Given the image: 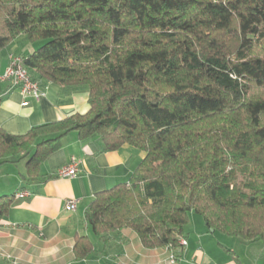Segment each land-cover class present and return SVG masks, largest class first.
Here are the masks:
<instances>
[{"label": "trees", "instance_id": "trees-1", "mask_svg": "<svg viewBox=\"0 0 264 264\" xmlns=\"http://www.w3.org/2000/svg\"><path fill=\"white\" fill-rule=\"evenodd\" d=\"M21 35L40 44L20 58L31 80L86 89L89 109L24 136L0 129L1 164L26 159L33 184L71 132L105 152L129 145L144 159L89 204L93 237L129 229L180 255L195 214L264 249V0H0V52ZM73 253L89 257L90 238Z\"/></svg>", "mask_w": 264, "mask_h": 264}, {"label": "crops", "instance_id": "crops-1", "mask_svg": "<svg viewBox=\"0 0 264 264\" xmlns=\"http://www.w3.org/2000/svg\"><path fill=\"white\" fill-rule=\"evenodd\" d=\"M36 46L21 35L0 52V129L13 136H24L34 127L83 115L89 109V93L83 88L64 93L56 84L41 82L40 97L35 100L23 98L1 80L9 55L21 58L33 53ZM144 156L129 145L105 152L98 139L82 143L71 132L62 139L61 148L42 162L37 183L23 180L26 159L15 164L0 162V197H13L0 221V264H264L261 256H238L234 248L248 244L226 240L224 246L217 233L195 217L180 255L168 248L145 249L129 229L93 237L86 222L89 204L96 194L128 183ZM72 159L79 163L76 176L58 178L56 173ZM23 192L28 196L15 197ZM73 200L77 201L75 211H66V203ZM78 236L89 237L93 250L79 260L73 253ZM245 248L249 251L251 247ZM258 250L260 255L264 253L262 247Z\"/></svg>", "mask_w": 264, "mask_h": 264}, {"label": "built area", "instance_id": "built-area-1", "mask_svg": "<svg viewBox=\"0 0 264 264\" xmlns=\"http://www.w3.org/2000/svg\"><path fill=\"white\" fill-rule=\"evenodd\" d=\"M9 64L4 70L1 80L7 83L11 88L17 89L23 98H33L37 100L40 97L39 84L31 80L29 74L24 69L21 63L20 57L9 55ZM79 163L75 160H71L70 163L62 167L57 173L58 178H73L78 173ZM27 193L16 194L15 197L22 199L27 197ZM77 201H69L65 205V210L68 212H74L76 209ZM183 246L186 245L185 241H182Z\"/></svg>", "mask_w": 264, "mask_h": 264}, {"label": "rangeland", "instance_id": "rangeland-1", "mask_svg": "<svg viewBox=\"0 0 264 264\" xmlns=\"http://www.w3.org/2000/svg\"><path fill=\"white\" fill-rule=\"evenodd\" d=\"M38 47L40 46V44H36ZM193 217H195V219H198L199 221H200V223H203L202 222V220H201V218L199 217V216H197V215H195V214H191L190 215V222H189V224H188V226H187V228H186V233H189L190 234V229H191V227H192V224H193V221H192V219H193ZM197 220V221H198ZM217 236L216 237H218V239L220 240V241H223V242H221L224 246H227V244L228 243H226V240H228V241H234V240H236L237 241V243H242L241 242V240L240 239H235V238H227V237H224V236H222V235H220V234H216ZM191 239H193V237L191 238ZM244 245H246V244H244ZM245 247H251L250 248V250L248 251V250H246V248ZM259 248H261V245L259 244V243H257V244H250V245H247V246H244V247H240V246H236L235 248H234V251H235V253L236 254H238V256H240V257H242V256H244V254H247L248 253V256L249 257H258V256H261V257H264V253L263 254H261L260 255V252H259ZM263 249V248H262Z\"/></svg>", "mask_w": 264, "mask_h": 264}, {"label": "water", "instance_id": "water-1", "mask_svg": "<svg viewBox=\"0 0 264 264\" xmlns=\"http://www.w3.org/2000/svg\"><path fill=\"white\" fill-rule=\"evenodd\" d=\"M210 232H212V230H210Z\"/></svg>", "mask_w": 264, "mask_h": 264}]
</instances>
